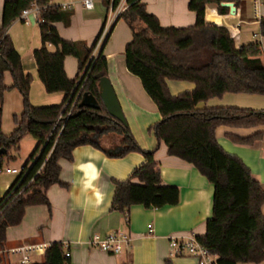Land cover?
<instances>
[{
  "label": "trees",
  "instance_id": "16d2710c",
  "mask_svg": "<svg viewBox=\"0 0 264 264\" xmlns=\"http://www.w3.org/2000/svg\"><path fill=\"white\" fill-rule=\"evenodd\" d=\"M117 1H112L113 7ZM226 1L190 0L188 9L196 16L191 27H162L140 0H126L128 8L118 19L124 20L132 32V39L124 49L125 66L139 78L161 115L149 130L167 148L168 155L192 164L213 185L212 217L206 221V232L196 240L217 257L216 264H260L264 262V215L261 211L264 191L249 168L218 145L215 132L219 126L262 127L264 110L198 107L201 102L229 93L264 95V59L259 42L236 48L224 27L205 23V6L215 3L218 12L225 13L221 4ZM102 2L109 9L111 3ZM237 2L235 0V4ZM32 3L42 8L38 17L41 45L33 51L38 78L48 94H63L61 104L35 106L29 102L31 75L22 69L21 56L7 33L14 20ZM3 5L0 149H5L6 154L0 158H8L11 152L18 154V144L25 135L35 139L37 145L0 203V264H11L1 254L7 228L19 225L27 208L50 205L48 189L53 184L62 185L58 161L71 160L72 150L77 146L87 144L101 148L111 158L132 152L143 156V162L126 180L114 183L112 210L128 216L129 208L135 204L147 209L177 204L179 190L162 183L159 164L154 157L156 149H141L128 125L111 117L99 97L98 80L108 77L102 48L111 30L94 55L101 35L91 47L83 41L63 39L54 24L62 22L66 12L50 4V0H9ZM259 31L264 37V17L260 19ZM48 45L53 46L54 51H50ZM66 56L78 61L79 72L75 79L68 78L63 68ZM5 71L11 73V87L18 89L23 103L21 113L13 116L15 128L9 135L1 130L4 93L10 89L3 83ZM167 80L187 81L195 87L174 96ZM80 89V96L76 98ZM84 92L99 102L98 109L78 107ZM109 135L121 137L113 150L100 145L101 138ZM229 138L247 146L263 140L264 132L246 138L232 135ZM66 251L62 242L53 241L45 249L43 260L34 264H69Z\"/></svg>",
  "mask_w": 264,
  "mask_h": 264
},
{
  "label": "crops",
  "instance_id": "0c3cea01",
  "mask_svg": "<svg viewBox=\"0 0 264 264\" xmlns=\"http://www.w3.org/2000/svg\"><path fill=\"white\" fill-rule=\"evenodd\" d=\"M6 1L9 0H0V26ZM82 1L50 0V4L57 6L67 4L62 9L66 12L63 21L54 24L56 31L63 39L83 41L87 47H91L103 28H110L109 38L102 51L107 59L108 78L126 124L141 149H156L154 157L159 164L161 181L164 185L178 188L179 202L150 209L135 204L129 208L128 216L112 210L114 183L126 180L143 162V156L132 152L111 158L101 148L87 144L77 146L72 150L71 160L58 161L62 185L53 184L48 189L50 205L27 208L20 224L8 227L1 254L11 264H17L19 256L12 255L9 249L37 244L46 249L53 241H58L67 249L69 264H166L168 261L172 264H198L190 256H172L168 237L196 238L206 232V221L212 217L213 185L192 164L168 155L167 148L149 130L151 125L161 119V115L154 101L144 91L139 78L125 66L124 49L132 39L131 28L122 19H111L110 9L102 0H95L91 10L86 9ZM140 1L149 13L158 18L162 27H191L196 21L195 12L188 9L190 0ZM221 6L226 9L225 13H219L215 3L205 6V23L224 27L236 48L259 42L264 59V37L259 31L260 19L264 17V0H238L237 4L235 0H227ZM27 21L17 17L7 33L21 56L22 69L31 75L29 102L35 106L61 104L63 94H48L38 78L33 51L41 45L39 25L34 14H30ZM48 49L54 51L51 45H48ZM63 68L68 78L75 79L78 76V61L75 57L66 56ZM166 82L174 96L195 87L187 81ZM3 83L10 89L4 93L1 130L9 135L15 128L13 116L21 113L23 103L18 89L11 87L13 80L9 71L3 73ZM229 106L262 111L264 95L229 93L198 104L199 108ZM257 132H264V126H219L215 136L218 145L226 153L236 156L249 168L264 191V138L247 146L234 143L229 138L230 135L246 138ZM120 140L118 135L104 136L100 145L104 149L113 150ZM36 145L37 141L30 135L20 140L18 154L11 152L7 158L17 166H3L5 160L0 158L1 197L18 178L17 174L7 173L6 169H21L34 153ZM261 211L264 215V206ZM118 231L131 237L129 245L123 246L119 254L102 252L87 244L88 239L94 235L102 237ZM44 253L35 256V263L43 260Z\"/></svg>",
  "mask_w": 264,
  "mask_h": 264
},
{
  "label": "built area",
  "instance_id": "2783aa9c",
  "mask_svg": "<svg viewBox=\"0 0 264 264\" xmlns=\"http://www.w3.org/2000/svg\"><path fill=\"white\" fill-rule=\"evenodd\" d=\"M94 1L95 0H83L82 2L84 3L86 9L91 10L94 8V3H93ZM108 1L111 3L109 9L111 12L110 15L111 19L113 20L118 19V16L128 8V4L126 0H118L117 1L118 3L115 7L112 6L113 0H108ZM59 7L63 9L67 7V4H63ZM41 10L42 8L39 5L32 3L30 8L24 9L21 12L19 18L27 23L28 22L27 19L30 16V14H34L36 16V20L38 21V17ZM109 29L110 28L108 26L103 28L100 34L101 36L93 51L94 53H96L97 48L100 47V45L106 38ZM254 37H256V35H254ZM70 111L68 112V114L70 113ZM6 172L19 175L21 169L18 170L6 169ZM2 197L0 196V203L2 201ZM130 241H131V237L128 234L118 231V232L108 233L107 235H104L102 237L99 235H94L90 239H88L87 244L91 247L100 249L102 252L104 251L110 254H119L123 250L124 248L123 246L129 245ZM168 246H170V251L172 256H177V257L190 256L195 258L198 264H216V258H215L216 256L211 255L208 249L204 245L199 244L196 238L193 236H188L184 238L170 236L168 237ZM44 249L45 248L43 245L37 244V245H22L21 247L9 249L8 251L12 255L19 256V260L17 264H34L35 256H37L40 253H43L45 251ZM66 257L69 258L68 253H66Z\"/></svg>",
  "mask_w": 264,
  "mask_h": 264
},
{
  "label": "water",
  "instance_id": "95a60500",
  "mask_svg": "<svg viewBox=\"0 0 264 264\" xmlns=\"http://www.w3.org/2000/svg\"><path fill=\"white\" fill-rule=\"evenodd\" d=\"M80 80L81 78L76 83L77 85L76 89L78 87V83L80 82ZM98 84H99V97L101 101L103 102L108 114L111 117H114L118 119L119 121H121L122 123L126 124L125 116H123L120 103L116 98L113 85L110 83L109 78L105 76L100 77L98 80ZM81 89L78 92L77 98L80 96ZM80 101L81 102L78 105L79 108H82V107H87V108H92V109L99 108V102L96 101L94 96L86 92L82 93ZM2 154H6V151L3 148L0 149V156H2Z\"/></svg>",
  "mask_w": 264,
  "mask_h": 264
},
{
  "label": "rangeland",
  "instance_id": "374dc122",
  "mask_svg": "<svg viewBox=\"0 0 264 264\" xmlns=\"http://www.w3.org/2000/svg\"><path fill=\"white\" fill-rule=\"evenodd\" d=\"M16 158H17V156H16ZM3 160H5L3 166H5L6 164H10L11 166H17L16 164L13 163V161H11V160H9V159L7 160L6 157L3 158ZM0 173H1V172H0Z\"/></svg>",
  "mask_w": 264,
  "mask_h": 264
}]
</instances>
